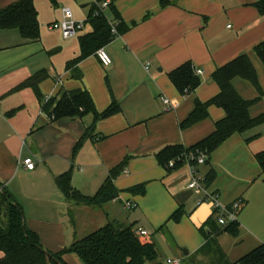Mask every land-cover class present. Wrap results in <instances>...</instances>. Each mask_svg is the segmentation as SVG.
<instances>
[{
  "label": "crops",
  "instance_id": "0c3cea01",
  "mask_svg": "<svg viewBox=\"0 0 264 264\" xmlns=\"http://www.w3.org/2000/svg\"><path fill=\"white\" fill-rule=\"evenodd\" d=\"M15 1L0 0V9ZM110 1L127 30L102 47L111 58L108 66L95 51L76 61L81 56L80 37L91 32L88 16L95 0H55L52 8L58 11H52L50 19L45 18L50 0H34L36 40L23 39L18 29L0 31V189L13 195L26 226L50 253L69 247L82 238L81 233H90L86 228L93 231L116 220L146 231L143 238L153 241L157 251L162 245L167 259L206 262L194 254L204 243L199 227L210 218L215 221L212 205H196V195L187 189L184 159L164 166L157 154L170 146L187 149L214 130V123L225 115L214 105L208 107L207 118L186 128L180 124L193 110L195 99L205 102L218 94L212 74L236 57L250 59L260 87L257 90L238 76L231 80L232 86L243 99L253 101L250 117L264 114V62L254 52L264 41V15L255 6L257 0H167L164 6L160 0ZM64 7L85 24L75 37L64 38L50 26L62 17ZM107 10L101 12L114 23ZM71 60L75 64L67 67ZM186 62L203 73L197 75L196 90L182 95L168 74ZM40 71L46 74L39 84L43 99L85 90L97 112L112 99L120 111L107 118L95 119L89 112L53 120L32 88L14 90ZM165 98L169 105L163 103ZM259 152H264V124L233 134L199 168L204 175L214 169L216 176L207 188L216 191L222 203L243 200L235 232L223 231L217 237L232 264H240L244 255L264 244V178L255 159ZM27 157L35 163L32 170L22 165ZM121 162V174L114 181L119 195L102 207L70 203L56 184L60 174L69 172L71 185L92 196ZM141 184L144 194L127 191ZM126 201L134 205L132 209L125 207ZM117 207L126 214L118 216ZM179 207L182 216L171 220ZM62 258L66 264H82L72 254Z\"/></svg>",
  "mask_w": 264,
  "mask_h": 264
},
{
  "label": "trees",
  "instance_id": "16d2710c",
  "mask_svg": "<svg viewBox=\"0 0 264 264\" xmlns=\"http://www.w3.org/2000/svg\"><path fill=\"white\" fill-rule=\"evenodd\" d=\"M104 0H95L88 16L91 32L80 37L81 56L97 51L106 45L113 37L111 28L116 24L118 34L127 30L119 12L110 1L109 10L113 16V22L106 19L98 10V5ZM54 5L55 0H50ZM161 5H166L167 0H160ZM255 6L261 15H264V0H257ZM18 29L25 40H36L39 37V22L34 0H18L0 9V31ZM258 58L264 62V41L254 47ZM75 64V60L67 62V67ZM241 77L250 82L257 90L259 83L256 71L246 56H239L225 65L217 68L212 79L217 84L219 92L208 101H194V108L186 120L180 124L181 128L189 127L196 122L209 116L208 107L214 105L224 111V117L214 123V130L195 143L184 149L180 145L170 146L157 154L160 164L167 166L170 160L176 163L181 159L198 150L207 153L206 163H209L211 153L221 146L229 137L235 133H244L252 128L264 124V114L250 117L249 106L253 101L243 99L232 86L234 77ZM169 80L177 91L184 95L193 93L199 85V79L191 63L186 62L168 74ZM46 78L44 71H40L18 84L14 90L25 87L33 89L35 95L41 99L42 110L53 120L60 118L81 117L86 113H92L94 118H107L120 111L118 103L112 99L109 106L102 112H97L89 93L85 90H75L61 93L56 97L43 99L39 90V84ZM84 137H81L74 150H76ZM255 159L264 178V152L255 154ZM121 162L109 171L108 176L92 196L82 194L74 188L70 182V173L64 172L56 178V184L64 198L75 205L102 207L119 195L114 181L121 174L123 168ZM205 163V164H206ZM178 165V163H177ZM216 174L213 168H209L205 174V183L209 185ZM132 194H144L145 185H137L127 189ZM3 219H0V251L3 256L0 264H57L43 251L38 235L30 230L25 223L21 206L14 199L8 189H0V211ZM183 214L179 207L172 213L170 219L178 221ZM72 219V211H69ZM213 218H210L199 232L204 243L194 254L207 258V264H232L217 242L218 235L223 231L235 232L234 224L219 226ZM50 253V252H49ZM72 254L82 264H160L158 262V251L150 239L139 236L130 225H123L119 221H108L104 225L91 231L80 239H76L69 247L58 253H51L57 259L58 264H66L62 258L63 254ZM194 264V258H191ZM240 264H264V244L258 246L244 255ZM199 264H202L201 262Z\"/></svg>",
  "mask_w": 264,
  "mask_h": 264
},
{
  "label": "built area",
  "instance_id": "2783aa9c",
  "mask_svg": "<svg viewBox=\"0 0 264 264\" xmlns=\"http://www.w3.org/2000/svg\"><path fill=\"white\" fill-rule=\"evenodd\" d=\"M110 5V0H104L98 5V10L107 8ZM84 22L76 21L73 18L72 12L69 8H62V17L59 21L53 22L51 28L58 29L64 38H71L77 36L84 28ZM111 33L117 35L116 24L112 25ZM96 56L100 62L108 66L111 64V58L103 48L96 51ZM195 73L201 75L203 71L196 69ZM165 105H169L168 99H163ZM207 153L204 151H196L185 157V162L188 169V183L187 189L196 195V205L199 206L204 202H209L213 208V217L219 226H226L230 223L237 222V215L241 207L243 206V200L237 198L228 204H224L220 200V195L216 191H209L205 183V175L199 170L200 167L204 166L207 160ZM22 165L27 170L35 168V163L31 157L24 158ZM169 166H173V161L169 162ZM133 204L129 201L125 202L127 209H132ZM139 236L144 237L147 232L142 229L135 231ZM167 264H183L179 258L166 259Z\"/></svg>",
  "mask_w": 264,
  "mask_h": 264
},
{
  "label": "rangeland",
  "instance_id": "374dc122",
  "mask_svg": "<svg viewBox=\"0 0 264 264\" xmlns=\"http://www.w3.org/2000/svg\"><path fill=\"white\" fill-rule=\"evenodd\" d=\"M64 4V3H63ZM48 7H51V10H50V8H48V13H47V15H46V19H50L51 18V14L52 13H54V12H52V11H58L57 9H54V8H52V3L50 2V4H48ZM74 11V10H73ZM107 11H109V10H107ZM55 12V13H56ZM72 12V11H71ZM58 20L57 21H59L60 19H61V17L60 18H57ZM53 22H55V21H53ZM53 22H51V23H53ZM2 209H1V211H0V219L2 220L3 219V215H2ZM115 212H117V214H118V216H121V215H124V214H126V211H124V210H122L120 207H117L116 209H115ZM99 222V221H98ZM92 226V225H91ZM98 226H101L100 224L98 225ZM91 227H89V228H86V230L87 231H89V232H91L92 230V228L90 229ZM86 231V232H87ZM87 234H89V233H83V235H82V233H81V237H84L85 235H87ZM160 251H158V262L160 263V264H167L166 263V259H167V257H168V255L166 254V252L164 251V249H163V247H162V245H161V248L159 249ZM178 252H179V254L180 255H182L183 256V254L182 253H184V250H178ZM182 260V259H181ZM202 264H207V261L206 262H202Z\"/></svg>",
  "mask_w": 264,
  "mask_h": 264
},
{
  "label": "water",
  "instance_id": "95a60500",
  "mask_svg": "<svg viewBox=\"0 0 264 264\" xmlns=\"http://www.w3.org/2000/svg\"><path fill=\"white\" fill-rule=\"evenodd\" d=\"M43 251L45 252V254H46L49 258L52 259V261H54V262L57 263V264L59 263V262L57 261V259H55L54 257H52L51 253H49V252L46 251V250H43ZM184 253L187 254V251L184 250Z\"/></svg>",
  "mask_w": 264,
  "mask_h": 264
}]
</instances>
